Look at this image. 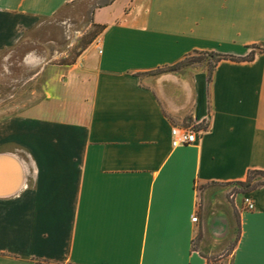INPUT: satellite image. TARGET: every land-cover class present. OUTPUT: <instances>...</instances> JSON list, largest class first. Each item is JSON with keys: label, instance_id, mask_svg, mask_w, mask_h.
<instances>
[{"label": "crops", "instance_id": "0c3cea01", "mask_svg": "<svg viewBox=\"0 0 264 264\" xmlns=\"http://www.w3.org/2000/svg\"><path fill=\"white\" fill-rule=\"evenodd\" d=\"M74 1L0 0V50ZM92 22L45 97L0 116V155L23 169L0 195V264H264V176L238 185L264 172V0H109ZM253 47L210 80L204 65L149 73ZM173 126L196 142L172 147Z\"/></svg>", "mask_w": 264, "mask_h": 264}, {"label": "rangeland", "instance_id": "374dc122", "mask_svg": "<svg viewBox=\"0 0 264 264\" xmlns=\"http://www.w3.org/2000/svg\"><path fill=\"white\" fill-rule=\"evenodd\" d=\"M109 0H75L51 19L27 33L15 46L0 50V116L26 112L45 97L49 66L69 63L97 30L94 12ZM193 65L212 62L194 54ZM217 264L228 261L215 260Z\"/></svg>", "mask_w": 264, "mask_h": 264}, {"label": "trees", "instance_id": "16d2710c", "mask_svg": "<svg viewBox=\"0 0 264 264\" xmlns=\"http://www.w3.org/2000/svg\"><path fill=\"white\" fill-rule=\"evenodd\" d=\"M97 34H98V30L95 31L91 39L87 41V43L84 46H82L81 49H84L86 46H88L97 36ZM255 49H259V48L253 47V51H251L249 55L243 56V57H237V56L230 55V54H223V53H216V52H209V51H193L192 53L185 55L178 62L172 65L163 66L149 73L158 74V73H163V72H173L183 67L193 65L194 63L191 60L192 56L194 54H200V55H206V56L211 57L212 62L210 63L209 61H207V67L205 66L208 71V80H210L213 68L216 66V64L219 61L221 60L249 61L253 59ZM256 175L264 176V172L263 171H249L247 180L244 182L238 183V185L241 187L243 192H248L257 186L258 183H252V179Z\"/></svg>", "mask_w": 264, "mask_h": 264}, {"label": "built area", "instance_id": "2783aa9c", "mask_svg": "<svg viewBox=\"0 0 264 264\" xmlns=\"http://www.w3.org/2000/svg\"><path fill=\"white\" fill-rule=\"evenodd\" d=\"M170 134L172 147L193 144L197 140L196 131L185 126L171 127ZM242 202L245 210H253L255 208L253 199L248 195H244ZM197 219V215L193 214L192 221L196 222Z\"/></svg>", "mask_w": 264, "mask_h": 264}, {"label": "bare ground", "instance_id": "6f19581e", "mask_svg": "<svg viewBox=\"0 0 264 264\" xmlns=\"http://www.w3.org/2000/svg\"><path fill=\"white\" fill-rule=\"evenodd\" d=\"M9 175V181H6L4 175ZM22 174V168L12 158H3L0 162V191L15 188Z\"/></svg>", "mask_w": 264, "mask_h": 264}, {"label": "water", "instance_id": "95a60500", "mask_svg": "<svg viewBox=\"0 0 264 264\" xmlns=\"http://www.w3.org/2000/svg\"><path fill=\"white\" fill-rule=\"evenodd\" d=\"M5 157H7V158H12V159L15 160V161L20 165V167H21L20 162H19L15 157H13V156H11V155H0V162H1V160H2L3 158H5ZM21 168H22V167H21ZM22 181H23V169H22V174H21V176H20V178H19V182H18L17 186H15V188L8 189V190H6V189L4 188L2 191H0V195H7V194L15 193V192L21 187V185H22Z\"/></svg>", "mask_w": 264, "mask_h": 264}]
</instances>
